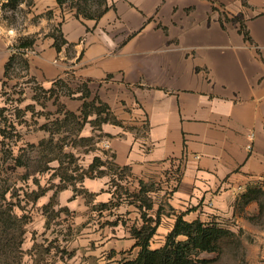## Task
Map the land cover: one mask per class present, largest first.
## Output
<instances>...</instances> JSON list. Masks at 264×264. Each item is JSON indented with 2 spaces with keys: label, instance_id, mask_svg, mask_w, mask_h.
Instances as JSON below:
<instances>
[{
  "label": "crops",
  "instance_id": "obj_1",
  "mask_svg": "<svg viewBox=\"0 0 264 264\" xmlns=\"http://www.w3.org/2000/svg\"><path fill=\"white\" fill-rule=\"evenodd\" d=\"M212 1L107 0L108 10L92 19L57 0H33L24 28L3 22L0 29V145L15 134L16 141L39 149L50 138L45 127L56 96L51 98L52 88L58 82L81 85L82 94L77 97L73 90L77 99L66 103L67 109L82 108L79 102L87 98L107 107L111 119L101 127L99 146L103 150L108 141L105 151L117 168L167 194L173 213L160 216L168 228L158 225L156 233L167 237L178 215L188 222L232 217L253 239L250 251L264 264V0L241 5L243 28L214 9ZM58 31L67 41L59 49ZM25 40L31 42L27 47ZM19 61L22 73L14 76ZM26 80L48 94L46 125L40 124V111L34 112L42 100L27 95ZM28 111L36 127L32 134L25 132ZM11 153L16 167L25 166L24 145ZM82 186L92 196L91 205L115 201L105 177H88ZM255 189L263 200L258 196L245 204ZM74 191L64 188L59 197L60 207L77 212L79 241L69 245L95 242L98 264L109 252V262L126 250L137 257L132 227L141 228L139 207L119 204L111 226L98 219L88 223L89 204ZM155 191L150 193L156 196ZM51 198L52 193L40 197L34 206L43 207ZM33 215L34 228L41 230L37 236L48 237L47 215ZM27 235L24 252L34 246Z\"/></svg>",
  "mask_w": 264,
  "mask_h": 264
},
{
  "label": "rangeland",
  "instance_id": "obj_2",
  "mask_svg": "<svg viewBox=\"0 0 264 264\" xmlns=\"http://www.w3.org/2000/svg\"><path fill=\"white\" fill-rule=\"evenodd\" d=\"M8 0L5 4L4 22L8 25L22 29L28 23V14L32 11L33 0H17V6L13 7ZM213 0L214 9L221 8L225 15L232 17L227 19L243 28L244 15L240 12L241 5L249 8L247 0ZM68 7L73 6L71 1ZM94 13L93 8L90 9ZM252 14L251 11L248 15ZM47 15V14H46ZM28 37V36H27ZM26 37V39H27ZM26 41V40H25ZM19 70H13L12 75L18 76L22 73L24 64L19 61ZM25 86L31 88L28 96L36 95L41 104L35 105V114L40 111V124L46 125L48 117V103L44 100L48 94L40 89L36 83L26 80ZM51 98V122L46 126V134L50 138L40 142L39 149L28 147L25 142L16 141L15 134H10L9 140L0 145V264H98L100 262L99 248L96 243L90 240L89 246H70L71 242H78L75 238L78 228L76 223V211L67 207H60L59 197L64 188H72L74 192L83 195L86 203L89 204L88 223L98 219L99 224L112 225L118 218L116 211L119 204L124 206L134 205L139 207L140 227L152 224L168 228L167 223H161L160 216H170L172 208L168 205L167 194L157 191L155 184L151 182L144 184L143 181L133 179L125 168H117L111 161L110 155L105 149L99 146L103 134L101 127L104 122L111 119L104 105H99L95 100H87L79 109L68 110L66 103L77 99L71 95L73 90L79 92V86H69L65 82H58L52 88ZM77 94V93H76ZM69 102V103H70ZM45 106V107H44ZM55 106V107H54ZM55 109V116L53 115ZM29 116L31 112L28 111ZM85 114V116H83ZM87 114V115H86ZM88 114L91 118H88ZM25 122V132L32 134L36 130L34 120L30 117ZM34 126V128H30ZM11 133V132H10ZM20 139V138H18ZM17 139V140H18ZM24 145L25 157L22 161L23 167H16L17 163L12 153H18V149ZM101 163H104L102 166ZM105 177L108 180V188L114 193L115 201L106 204L105 207L91 205L92 196L82 189L83 181L86 178ZM156 190V191H155ZM157 192L154 196L150 192ZM52 193L51 202L45 206H34L40 197ZM263 200V196L258 195ZM154 197V198H152ZM102 210V212H101ZM43 212L48 217V226L51 225V233L48 237H39L41 230L34 228V213ZM179 216V215H178ZM177 216V218H178ZM84 219V218H83ZM177 220V219H176ZM127 223V222H126ZM221 224L234 232V236L227 237L221 242V248L217 252H202L195 259L196 264H258V255L251 250L250 243L253 239L246 233L240 223L232 217L222 218ZM157 225V226H158ZM132 227V223H129ZM136 225L132 227L135 229ZM32 235H27L28 232ZM22 232V236H21ZM163 233H156L150 241V248L162 247L166 242ZM11 235L14 236L12 243L8 244ZM27 235L28 239L34 241L31 250L24 252L22 243ZM45 235V234H44ZM182 239V238H181ZM39 241V242H38ZM68 243L66 244V242ZM21 246V247H19ZM84 247V248H83ZM89 254V256H88ZM132 250H126L117 257L118 261H110L112 253H107L103 264H120L122 261L131 259ZM260 256V255H259Z\"/></svg>",
  "mask_w": 264,
  "mask_h": 264
},
{
  "label": "trees",
  "instance_id": "obj_3",
  "mask_svg": "<svg viewBox=\"0 0 264 264\" xmlns=\"http://www.w3.org/2000/svg\"><path fill=\"white\" fill-rule=\"evenodd\" d=\"M69 1L73 5L70 7L76 10L77 15H83L85 18L98 19L109 8L107 0H57L61 7L67 5ZM17 5V0L12 2L13 7ZM91 8L95 10L94 13H91ZM58 33L56 47L59 49L61 45L67 44V41L62 33L59 31ZM30 44L31 42L26 40L22 46L27 47ZM260 194L262 193L258 189L250 191L244 198L245 204L258 198ZM157 225V222L155 225L148 223L140 229H133L132 235L137 239L136 246L140 247V251L137 257L124 260L120 264H196L195 258L200 253L217 252L224 239L234 236V232L224 227L221 222L215 220L188 222L184 220L183 215H179L172 231L167 235L165 244L161 248L151 249L150 241L156 233ZM13 238L11 235L8 244L12 243Z\"/></svg>",
  "mask_w": 264,
  "mask_h": 264
},
{
  "label": "built area",
  "instance_id": "obj_4",
  "mask_svg": "<svg viewBox=\"0 0 264 264\" xmlns=\"http://www.w3.org/2000/svg\"><path fill=\"white\" fill-rule=\"evenodd\" d=\"M8 0H0V29L2 27V24H3V20H4V17H5V4L7 3ZM250 140L252 141L254 139V134H250L249 136ZM105 146L107 148L110 147V144L108 141H106L105 143ZM253 148L252 144L249 145V149L251 150ZM263 183H264V179H263Z\"/></svg>",
  "mask_w": 264,
  "mask_h": 264
}]
</instances>
